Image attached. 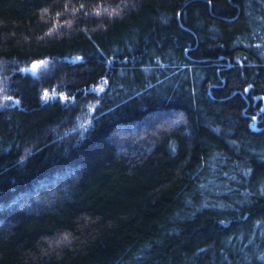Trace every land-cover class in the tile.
I'll return each mask as SVG.
<instances>
[{
  "label": "trees",
  "instance_id": "trees-1",
  "mask_svg": "<svg viewBox=\"0 0 264 264\" xmlns=\"http://www.w3.org/2000/svg\"><path fill=\"white\" fill-rule=\"evenodd\" d=\"M0 264H264V0H0Z\"/></svg>",
  "mask_w": 264,
  "mask_h": 264
},
{
  "label": "snow or ice",
  "instance_id": "snow-or-ice-1",
  "mask_svg": "<svg viewBox=\"0 0 264 264\" xmlns=\"http://www.w3.org/2000/svg\"><path fill=\"white\" fill-rule=\"evenodd\" d=\"M211 2H212V0H208V3H211ZM80 7L83 8V5H81ZM77 59H81V58L80 57H77ZM35 67H36V64L34 63L33 64V68H35ZM248 87L250 88V87H252V85H249ZM244 91L247 92L248 91V88H245ZM8 99H11V97H8ZM64 239H67V237L65 236Z\"/></svg>",
  "mask_w": 264,
  "mask_h": 264
}]
</instances>
